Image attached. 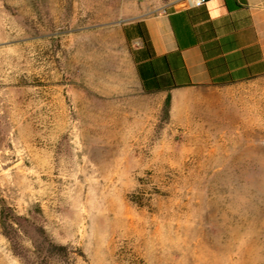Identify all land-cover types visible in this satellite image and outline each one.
Returning a JSON list of instances; mask_svg holds the SVG:
<instances>
[{
	"label": "rangeland",
	"instance_id": "obj_1",
	"mask_svg": "<svg viewBox=\"0 0 264 264\" xmlns=\"http://www.w3.org/2000/svg\"><path fill=\"white\" fill-rule=\"evenodd\" d=\"M152 0H0V264H264V76L144 93Z\"/></svg>",
	"mask_w": 264,
	"mask_h": 264
},
{
	"label": "crops",
	"instance_id": "obj_2",
	"mask_svg": "<svg viewBox=\"0 0 264 264\" xmlns=\"http://www.w3.org/2000/svg\"><path fill=\"white\" fill-rule=\"evenodd\" d=\"M142 8L121 30L144 93L174 97L264 76V0H152ZM138 22L148 46L137 33L126 40L124 27Z\"/></svg>",
	"mask_w": 264,
	"mask_h": 264
},
{
	"label": "trees",
	"instance_id": "obj_3",
	"mask_svg": "<svg viewBox=\"0 0 264 264\" xmlns=\"http://www.w3.org/2000/svg\"><path fill=\"white\" fill-rule=\"evenodd\" d=\"M207 2H208V0H205L204 4H202V5H205ZM142 29H143V23H141V22H138V23H135V24L126 25L124 27V34L126 36L127 42L130 43L131 38H132V34L133 33H135V34L137 33L138 35L136 34V37L142 38L143 41H144L145 46H148L149 45V41L147 39L148 37H147L146 33L144 34L142 32ZM170 104H171V94H168L167 97H166V101H165L166 110H169Z\"/></svg>",
	"mask_w": 264,
	"mask_h": 264
},
{
	"label": "bare ground",
	"instance_id": "obj_4",
	"mask_svg": "<svg viewBox=\"0 0 264 264\" xmlns=\"http://www.w3.org/2000/svg\"><path fill=\"white\" fill-rule=\"evenodd\" d=\"M10 123H3L0 125V149L5 147H10L12 143L16 146L18 143V133L17 130L13 132L11 136L8 135L7 130L10 127Z\"/></svg>",
	"mask_w": 264,
	"mask_h": 264
},
{
	"label": "built area",
	"instance_id": "obj_5",
	"mask_svg": "<svg viewBox=\"0 0 264 264\" xmlns=\"http://www.w3.org/2000/svg\"><path fill=\"white\" fill-rule=\"evenodd\" d=\"M193 6H201L205 0H191Z\"/></svg>",
	"mask_w": 264,
	"mask_h": 264
}]
</instances>
